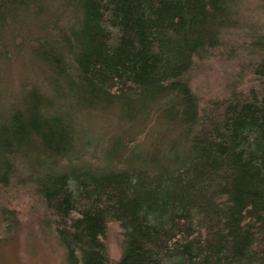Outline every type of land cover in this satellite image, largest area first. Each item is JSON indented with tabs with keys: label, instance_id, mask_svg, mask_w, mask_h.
<instances>
[{
	"label": "trees",
	"instance_id": "obj_1",
	"mask_svg": "<svg viewBox=\"0 0 264 264\" xmlns=\"http://www.w3.org/2000/svg\"><path fill=\"white\" fill-rule=\"evenodd\" d=\"M257 10L264 0H0V188L39 198L65 264H109V221L124 236L114 264H264ZM213 55L254 83L202 107L188 74ZM94 117L110 140L88 161Z\"/></svg>",
	"mask_w": 264,
	"mask_h": 264
},
{
	"label": "rangeland",
	"instance_id": "obj_2",
	"mask_svg": "<svg viewBox=\"0 0 264 264\" xmlns=\"http://www.w3.org/2000/svg\"><path fill=\"white\" fill-rule=\"evenodd\" d=\"M250 15L252 20L258 18L257 22L264 31V15H261V11H252ZM232 60L213 55L194 61L188 74L189 84L198 97L200 106L204 107L210 100L225 98L227 84L234 83L240 90L253 85L252 75ZM18 65L16 62L8 76L3 75L4 80L11 83L13 90L21 88L26 82V76ZM86 123L91 129L87 132L88 135L95 139L91 142L95 144V151L89 150L85 159L91 161L90 156L97 153L96 158L100 160V148L107 147L110 140L106 118H86ZM144 136L145 134L140 135L129 146L142 141ZM0 209L12 215L11 219L6 220L0 214V264H65L64 250L56 238L55 226L51 220L53 217L27 187L12 183L0 188ZM102 238L108 263L114 264L122 254L123 229L118 222L109 221Z\"/></svg>",
	"mask_w": 264,
	"mask_h": 264
}]
</instances>
